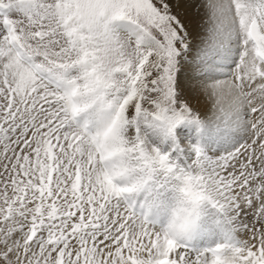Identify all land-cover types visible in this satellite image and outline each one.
<instances>
[{
	"label": "snow or ice",
	"instance_id": "6c2138e0",
	"mask_svg": "<svg viewBox=\"0 0 264 264\" xmlns=\"http://www.w3.org/2000/svg\"><path fill=\"white\" fill-rule=\"evenodd\" d=\"M0 264H264V0H0Z\"/></svg>",
	"mask_w": 264,
	"mask_h": 264
}]
</instances>
